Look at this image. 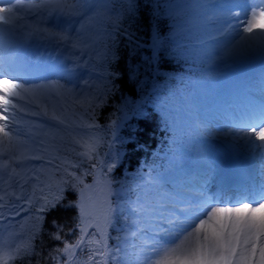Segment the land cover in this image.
Masks as SVG:
<instances>
[{"label":"snow or ice","instance_id":"1","mask_svg":"<svg viewBox=\"0 0 264 264\" xmlns=\"http://www.w3.org/2000/svg\"><path fill=\"white\" fill-rule=\"evenodd\" d=\"M0 44L3 43L5 34H10L12 28L18 22L14 10L20 7L19 0L12 4V0H0ZM28 8H41L64 17L69 22L71 18L80 16L87 11L95 10L97 16H106L111 11L109 0H71L70 3H62L61 0H42L39 4H29ZM183 7H189L184 5ZM199 7L206 10L211 15L206 17L214 21L211 30L206 31L199 40L198 47L206 52H213L219 55L221 52L234 54L253 48L264 50V0H237L234 3H212L201 4ZM234 9H239L234 11ZM59 27V26H57ZM69 29L53 31L49 28L37 30L36 35L42 40H51L57 42H69L73 48L80 44L79 37L73 40L68 35ZM248 34V35H246ZM15 70H13L14 73ZM10 73L7 69L0 66V121H7L9 107L15 110L16 105L12 97H20V91H24L25 84L20 83V77ZM12 75V78H7ZM20 90V91H18ZM52 119L60 120L58 116L53 115ZM63 123V121H60ZM93 127V126H89ZM6 126L0 124V133L5 136L8 132ZM238 136L246 143L252 144L255 148L264 150V143L256 144L255 141L264 142V105L247 111L239 118L236 125ZM234 129V131L236 130ZM77 143H80L77 141ZM99 145V140L82 145L86 151L80 155L93 159ZM264 155V151L261 153ZM40 159V157H32ZM7 166V161H5ZM95 166V165H93ZM116 168L113 163L108 171ZM15 173V169H12ZM75 177V173L72 174ZM39 180V177H37ZM82 183V181H81ZM154 184V179L149 181V185ZM75 187V185H73ZM43 191V189H39ZM36 189H33V196H29L27 203L31 205ZM8 193L0 196L3 201ZM151 191H146L138 197L135 202L137 207L143 206L152 196ZM44 206L40 211H46L49 207L55 206V201L59 197H54L49 201L43 197ZM248 201V202H244ZM168 207L163 213H154L159 215L154 232L155 239L151 244L144 245L149 251H141L137 264H252L247 255L241 254L236 257V247L239 244L238 233L241 229L248 232H255L256 235H264V184L257 185L247 190L236 191L234 195H226L224 191L219 194L209 195L207 191L200 188L199 185L193 187L185 186V190L176 191L174 195L168 197ZM213 205H237V206H213ZM4 205L0 203V208ZM131 210V209H130ZM21 211H24L22 208ZM115 209H110L114 213ZM19 215V213H16ZM203 217V218H202ZM0 219H4L0 213ZM42 220L43 217H37ZM88 213L83 204L80 205V218L78 229L80 236L75 243H69L64 240V247L59 251L71 254L75 249L85 243H92L87 240L89 227L86 223ZM198 220V223L196 221ZM111 223V220L108 221ZM135 223V222H133ZM55 224V222H54ZM58 231L53 234V239L62 240L61 227L56 225ZM191 229V231H188ZM187 232V235L185 233ZM196 233L197 244L195 246L186 245L189 237ZM201 234L203 243H200ZM183 236V239L181 237ZM227 237V239H226ZM245 244L248 240L245 239ZM98 243V242H97ZM32 251L31 243L23 247L9 249L6 245L0 243V264H9L10 261L17 258L30 255ZM255 246L251 249L252 256H255ZM259 264H264V246L260 248Z\"/></svg>","mask_w":264,"mask_h":264},{"label":"trees","instance_id":"2","mask_svg":"<svg viewBox=\"0 0 264 264\" xmlns=\"http://www.w3.org/2000/svg\"><path fill=\"white\" fill-rule=\"evenodd\" d=\"M137 14L127 13L123 18V32L130 34L134 39L145 40L150 34V30L154 25H157L158 32L163 33L164 23L161 24V17L153 19V12L148 9L146 3L140 2L137 7ZM166 44L162 45L163 56L165 60L171 59L169 55L164 53ZM109 53L107 55L103 66L107 73L104 83L99 85L102 92V98L91 99L90 106L86 107L84 104L74 106L65 117H67L71 124H91L95 126L113 125L115 120L119 119V112L124 110L128 105L129 96L136 95L138 85L141 78L149 77L151 71V62L149 56H145L144 48L135 44L132 39H126L121 35H116L112 44L109 45ZM162 54L161 58H162ZM137 88V89H136ZM119 116V117H118ZM137 135L141 139L140 144H148L152 142L151 134H155V126L147 120L138 122ZM71 133L66 130L59 131L58 137L59 148L51 150L49 157L55 164L52 171H49L50 179L46 180L47 185L52 190L48 192L36 191L35 198L39 210L44 206L43 197H47L52 201L54 197H59L55 201L54 207L47 208L46 211L41 212L36 217L27 221L22 225V231L25 235L24 240L19 244L23 247L27 243H31L32 251L30 255L17 258L10 261L9 264H56L57 259L61 256L60 249L64 247V240L69 243H75L77 240V225H78V208L77 188L79 186L78 176L91 178L93 176L95 167L106 166L105 161L94 159H83L75 147L68 143ZM120 141V140H117ZM126 153L122 156L125 160L122 165L129 169L136 167V163L140 160L139 155L142 148L135 150L134 145L126 147ZM97 152V151H96ZM103 153V151H102ZM100 160H105L100 159ZM108 169L110 167L107 162ZM105 169V168H104ZM107 172V170L105 169ZM75 173V177H73ZM120 176V175H119ZM119 176L116 178L119 181ZM75 185V187H73ZM37 217H43L38 220ZM55 222V224H54ZM56 225L62 229V240L53 239V234L58 231ZM116 247L115 245L112 246ZM11 250V249H10ZM117 253L118 250L115 249ZM130 253V252H129ZM128 253V254H129ZM125 257L129 264L134 260L132 254ZM107 264H121L116 254H111Z\"/></svg>","mask_w":264,"mask_h":264},{"label":"rangeland","instance_id":"3","mask_svg":"<svg viewBox=\"0 0 264 264\" xmlns=\"http://www.w3.org/2000/svg\"><path fill=\"white\" fill-rule=\"evenodd\" d=\"M176 6L172 7V9L170 10L171 13L177 10ZM246 35H248V34H246ZM79 40H80V44L78 47L73 48L72 46H70L71 47L70 51L72 53L77 52V51H81V50L87 52L90 49L88 38H84V37L80 38L79 37ZM91 50H92V48H91ZM242 52H244V51L236 52V53H242ZM225 53L227 55H230L227 52H225ZM86 88H88V87L83 88V90H81L78 93H76L74 91L71 92V90L67 91L66 94L69 97V100L65 98V99L61 100V102H59V103L66 105L65 101L73 100V102H76V101L81 100L83 98V96L86 95V93H85ZM47 99H48V97L47 98L45 97L44 100L39 101L37 103L36 101L34 102V99L32 97H30V100H28L26 103H25V101H22V103H24L30 109L36 110L38 112V111H40L39 103L41 102L42 106H44V108L49 111L51 108V105H53L56 101H55V99H53L52 102H50L48 104L46 101ZM42 129H44V131L46 132L47 139L50 140L51 134H52V129H50L48 126H45ZM88 135H90V137H91L89 143H92L94 140H99V143L103 142L105 140V138H103V136L100 133H98L97 131L96 132L95 131L88 132ZM40 148L34 147L33 149H35V152H31V153H37L39 155L42 154L43 152L40 150ZM79 149L81 150V152L86 151V149L84 147H82V145H81V148H79ZM31 153L29 151L27 153L23 149V146L22 147L19 146V150H18L17 154L9 153V154L3 156L4 160L7 161V163L13 164L14 162L18 161L19 164L17 166H15L13 164L14 165L13 169H15V173H13L12 171L11 172L7 171L4 178L0 180V184L2 183V188L0 186L1 190L5 189L6 186L8 185L7 188H11V189L14 188V191L18 192L19 186L16 185V181H15L18 177H20V178L23 177V175H25L26 171H28V176H29V173H30L29 168L35 164L36 167L31 169V173H32L31 176H32V178H35V176H33V174L39 172V170L41 169V166L44 163L47 164V161H44L42 159L35 160V163H32L30 160V157H29L31 155ZM0 156H2V155L0 154ZM81 156H83V155H81ZM83 157H85V156H83ZM2 165H4V164L2 163ZM39 183H41V182H39ZM108 185L109 184H108L105 176L102 175L101 173H98L97 175H95L93 180H89L80 186V188H79V191H80L79 207L81 204H83L85 206L87 213H88V219H87L86 223L91 224L92 227H89L87 229V231L88 232L89 231H95V232H93V234H94L93 236H87V238H86L87 240H91L92 243H85V244L81 245L80 248L75 249L73 251V253L67 254L68 257L66 259L65 264H95L96 261H98L100 259V257L104 254L103 253V247L104 246H102V245H105V241H104L106 239L105 233L109 232L108 229L110 227H112L111 225L115 222V219H116L115 214H117V211H118L117 210L118 206L113 205V204L110 205L109 202L112 198V194H120L122 192L121 190L117 189L115 186H112V187L110 186V188H107ZM14 193L15 192H12L13 198H15ZM23 204L27 207L30 206L27 203L26 199L23 200ZM23 204H20V205H23ZM16 205L14 206V210L16 209ZM110 209H115V212L110 213ZM107 212H108V216H107L108 219H106L107 220V222H106V220L103 218V216H105V214ZM135 213L137 214V212H135ZM9 218L5 219L4 221L0 220V243L9 242L8 237L11 235V228H12ZM109 220H111V223L108 222ZM128 225H129V223H128ZM118 229H122L121 231L124 230V228H121V227ZM119 236L121 237L119 240V242L121 244L124 243V241L129 240V235H128V233H126V230H124V232H122V234ZM130 241H132V239H130ZM259 261H260V259H259ZM259 261L258 262L256 261L255 264H259Z\"/></svg>","mask_w":264,"mask_h":264},{"label":"bare ground","instance_id":"4","mask_svg":"<svg viewBox=\"0 0 264 264\" xmlns=\"http://www.w3.org/2000/svg\"><path fill=\"white\" fill-rule=\"evenodd\" d=\"M49 86V85H48ZM47 86V87H48ZM46 87V89H47ZM34 91V95L35 99H41L43 97L40 98V96H45V94H48L47 90H45V87L42 88L40 86H35L32 88ZM10 131V132H8ZM8 135L5 136L3 133H0V147H2L4 149V152H9V153H14L17 154L18 149H19V145L18 142H15V137H20L19 133L10 135L9 133H12L11 129H8ZM23 132H25V130H23ZM196 134L198 135V137H200L201 132H196ZM24 136V135H23ZM190 139H193L192 137H190ZM234 143H236V139L234 141ZM241 143V142H240ZM193 146L198 147L197 144H194ZM199 148V147H198ZM197 148L196 152H200V150ZM202 151H206V149H203ZM196 223H198V221H196ZM188 231H191V229H188ZM251 233L253 232H248L246 229H241V231L239 232V250L237 252V256L240 257L241 254L247 255L248 257H250V244H251ZM185 235H187V232L185 233ZM196 233H193V235L191 237L188 238V240L185 242L186 245H191V246H195L197 244V239H196ZM253 235V234H252ZM262 236V235H261ZM253 237V236H252ZM181 239H183V236L181 237ZM245 239L248 240V243L245 244ZM252 239V238H251ZM200 243H203V239H202V234H201V240L199 241Z\"/></svg>","mask_w":264,"mask_h":264}]
</instances>
